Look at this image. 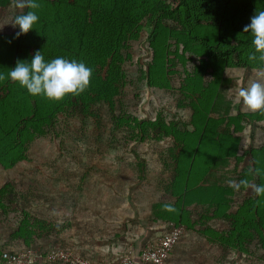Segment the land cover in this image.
Returning a JSON list of instances; mask_svg holds the SVG:
<instances>
[{"label": "rangeland", "instance_id": "obj_1", "mask_svg": "<svg viewBox=\"0 0 264 264\" xmlns=\"http://www.w3.org/2000/svg\"><path fill=\"white\" fill-rule=\"evenodd\" d=\"M192 1L202 23L223 28L224 41L241 42L240 55L201 72L203 58L168 37L160 58L169 88L160 89L149 88L144 79L151 60L158 58L150 48L155 0L58 3L61 23L46 28L42 48L36 47L37 22L15 36L19 29L11 20L28 9L0 0V44L9 48L13 66L41 50L45 61L62 56L92 69L82 92L59 100L36 95L35 107L25 95L10 99L17 83L13 90H0L1 153L13 140L15 123L22 125L25 116L33 120L21 127L19 161L7 169L0 161V251L43 254L69 244L80 249L82 242L104 236L117 216L161 221L160 215L185 196L184 201H194L182 226L203 239L202 263L264 264L259 233L229 236L234 214L255 195V178L238 189L228 184L248 174L252 178V152L264 146V117H245L262 113L248 110L237 95L253 80L264 83V69L248 60L251 35L242 31L256 11L264 10V0ZM37 3L36 13L51 18L47 7L55 0ZM162 24L176 28L167 18ZM190 175L185 190L181 183ZM220 191L230 192L221 215L212 202Z\"/></svg>", "mask_w": 264, "mask_h": 264}, {"label": "trees", "instance_id": "obj_2", "mask_svg": "<svg viewBox=\"0 0 264 264\" xmlns=\"http://www.w3.org/2000/svg\"><path fill=\"white\" fill-rule=\"evenodd\" d=\"M66 2L67 0H55L53 6H50L49 4L50 7H47V9L49 8L52 10L51 18L45 17L46 14L44 11L41 12V14H37L39 17L36 23L38 29V41L36 43L37 48H42L47 40L46 28L49 26H57L61 23V7H59V4L63 5L66 4ZM172 3V6L165 5L161 0H155V3L150 9V14L153 18L152 21L154 22L151 33L150 48L153 51L156 49L158 58L153 57L146 69L144 79L149 88H169V83L166 79L167 74L164 72L166 66H164V60L160 58V54L163 53V50L166 47L168 37L173 38L178 44H181L184 50H190L198 57L203 58L200 60L202 65L200 70L201 72L204 68H212L215 64L220 65L234 61L236 52L240 55V52H238L240 51L238 47L241 42H238V44L234 45L230 41H224L222 38L224 33L221 31L224 30L223 28L218 25H206L202 23L196 3H194L192 0H172ZM136 11L140 10L136 9ZM164 18L173 20L176 28L173 30H166L162 24V20ZM12 42H14L13 45L17 43L15 42V39ZM232 42L236 43V41ZM156 52H153V54L155 55ZM12 59L13 57L10 55L9 48H6L0 44V73L5 74V79L0 80V90L2 88H6L7 90L14 88L15 82L7 79L6 77L8 68L13 67V62H11ZM239 60L241 59L239 58ZM183 63L184 62L182 60V64ZM247 64L246 67H249L250 63L247 62ZM18 94L28 97L30 101H32V106L35 107L36 100L34 96L28 94L22 87L16 88L13 91L10 99L17 102V97L13 98V96H17ZM245 117L262 120L264 113L261 115L257 114L255 116L247 115ZM21 120H23L22 125H19L21 121L19 123H15V128H13L15 131L13 140L10 144L6 145L2 149V153L0 152V161L3 163L4 169L14 166V163L19 161V157L22 156L21 153L24 151V138L21 127L27 122H33V120L29 119L28 116L21 118ZM252 158V178L251 175L248 174L246 178L241 176L240 180L243 179L246 181H253L255 178L256 185H264V146L260 151L252 152ZM190 177L191 175L181 183V185H186V188L183 186V189L185 190H187L189 187ZM229 193L230 192L220 191V194L217 195L215 201H212L214 207L218 208L219 211H217L218 213L216 214L221 215L226 212L229 203L225 196L230 195ZM213 195L216 197L215 191ZM184 199H186L185 196L183 198L182 204L169 207L165 214L163 213L160 215L161 218L159 220H161L163 223L181 226L183 224L185 225L183 221L184 213H186V208L191 205L194 200L189 198V201H184ZM245 201L246 202L238 208L232 218L233 230L230 231L229 236L233 237L234 233L239 235V231H241L240 235L244 236L251 230H254L257 234L259 233L261 240H263L264 243V194L257 195L255 193L253 198H248ZM4 251L8 250L0 251V264H3L1 254Z\"/></svg>", "mask_w": 264, "mask_h": 264}, {"label": "clouds", "instance_id": "obj_3", "mask_svg": "<svg viewBox=\"0 0 264 264\" xmlns=\"http://www.w3.org/2000/svg\"><path fill=\"white\" fill-rule=\"evenodd\" d=\"M14 7L28 9L14 15L11 20L12 25L19 29L15 36L34 29L33 25L39 19L35 11L39 7L37 0H14ZM242 31L251 35L253 51L248 54V60L257 62L264 69V10L256 11ZM91 74V67L86 66L83 61L69 60L62 56L45 61L41 50H36L30 59H18L13 67L8 68L6 77L30 95H43L59 100L67 94L76 95L82 92L88 86ZM4 79L5 74L0 73V80ZM237 95L248 110L264 113V83L253 80L247 86L241 87ZM228 184L238 189L241 185L247 186L248 182L243 179L238 183L229 180ZM251 188L257 195L264 194V185L253 184Z\"/></svg>", "mask_w": 264, "mask_h": 264}, {"label": "crops", "instance_id": "obj_4", "mask_svg": "<svg viewBox=\"0 0 264 264\" xmlns=\"http://www.w3.org/2000/svg\"><path fill=\"white\" fill-rule=\"evenodd\" d=\"M101 218H103L102 212L97 216L100 224L104 223ZM117 219L116 224L115 222L109 224L111 227L103 231L104 236L98 238L99 240L93 238L91 242H82L80 249L73 248V245L69 244V248L66 249L92 261H112L127 251H131L136 258L135 264H142L137 258L139 251L162 236L170 224L162 221H124V219L120 220L119 216ZM202 240L197 234L186 231L172 250L166 264H204L201 257L207 253L204 246L200 245ZM35 264L51 263L41 259Z\"/></svg>", "mask_w": 264, "mask_h": 264}, {"label": "built area", "instance_id": "obj_5", "mask_svg": "<svg viewBox=\"0 0 264 264\" xmlns=\"http://www.w3.org/2000/svg\"><path fill=\"white\" fill-rule=\"evenodd\" d=\"M184 234L183 226L169 224L162 236L139 251L138 260L142 264H166L172 250ZM1 259L3 264H35L41 259L51 264H135L136 258L131 251H127L112 261H92L66 249L55 247L43 254H38L31 249H23L17 252L4 251L1 254Z\"/></svg>", "mask_w": 264, "mask_h": 264}]
</instances>
